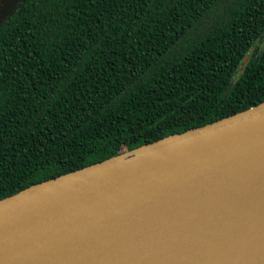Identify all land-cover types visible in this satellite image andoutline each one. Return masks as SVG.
Segmentation results:
<instances>
[{
    "label": "trees",
    "instance_id": "trees-1",
    "mask_svg": "<svg viewBox=\"0 0 264 264\" xmlns=\"http://www.w3.org/2000/svg\"><path fill=\"white\" fill-rule=\"evenodd\" d=\"M262 101L264 0H18L0 23V199Z\"/></svg>",
    "mask_w": 264,
    "mask_h": 264
},
{
    "label": "water",
    "instance_id": "water-1",
    "mask_svg": "<svg viewBox=\"0 0 264 264\" xmlns=\"http://www.w3.org/2000/svg\"><path fill=\"white\" fill-rule=\"evenodd\" d=\"M0 264H264V101L1 198Z\"/></svg>",
    "mask_w": 264,
    "mask_h": 264
},
{
    "label": "flooded vegetation",
    "instance_id": "flooded-vegetation-1",
    "mask_svg": "<svg viewBox=\"0 0 264 264\" xmlns=\"http://www.w3.org/2000/svg\"><path fill=\"white\" fill-rule=\"evenodd\" d=\"M14 7L12 0H0V23L13 11Z\"/></svg>",
    "mask_w": 264,
    "mask_h": 264
},
{
    "label": "rangeland",
    "instance_id": "rangeland-1",
    "mask_svg": "<svg viewBox=\"0 0 264 264\" xmlns=\"http://www.w3.org/2000/svg\"><path fill=\"white\" fill-rule=\"evenodd\" d=\"M16 0H12V4H13V2H15ZM240 71V70H239Z\"/></svg>",
    "mask_w": 264,
    "mask_h": 264
}]
</instances>
